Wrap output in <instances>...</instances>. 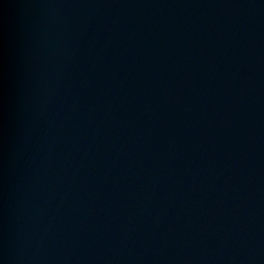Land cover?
I'll use <instances>...</instances> for the list:
<instances>
[{
  "label": "water",
  "instance_id": "95a60500",
  "mask_svg": "<svg viewBox=\"0 0 264 264\" xmlns=\"http://www.w3.org/2000/svg\"><path fill=\"white\" fill-rule=\"evenodd\" d=\"M0 264H264V0H0Z\"/></svg>",
  "mask_w": 264,
  "mask_h": 264
}]
</instances>
